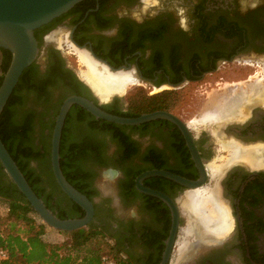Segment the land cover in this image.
Listing matches in <instances>:
<instances>
[{
	"label": "flooded vegetation",
	"instance_id": "flooded-vegetation-1",
	"mask_svg": "<svg viewBox=\"0 0 264 264\" xmlns=\"http://www.w3.org/2000/svg\"><path fill=\"white\" fill-rule=\"evenodd\" d=\"M57 31L62 36L61 42L50 38ZM33 33L38 56L30 64L31 73L35 80L41 81L50 76L52 82L43 83L41 100L52 111L38 114L36 108L30 107L34 128L14 136L26 148L40 147L35 142L39 138L37 122L40 119L54 123L58 107L68 95L84 96L105 111L124 107L116 94L99 102L92 88L72 68L62 50L66 44L91 50L112 68H134V75L151 86L176 88L197 82L218 64L244 53L264 56V0H80ZM8 52L0 48V79L8 66ZM72 87L79 92H73ZM16 91L22 100L30 92L21 87ZM210 105L209 101L204 102L201 113ZM99 119L78 104L70 105L59 141L61 172L92 201L93 218L85 227L102 230L130 262L152 264L158 253L156 238L163 231L168 235L170 209L162 199L137 190L134 182L137 174L132 176V184L131 174L158 164L162 169L196 179L198 169L183 135L172 122L162 119L171 125L161 121L145 130L132 129L156 134L160 145L143 144L128 131L131 128H122L131 140L130 145L120 141L121 136L117 138L115 131ZM189 131L205 165L215 135L209 125L202 126L196 134ZM220 131L217 136L220 139L242 145H264V105H252L243 119L226 123ZM48 132V128L42 129V134L49 135ZM48 140L50 144V135ZM46 158L45 169L49 174L39 168L40 158L22 154L18 160L53 213L69 218L83 215L84 210L59 188L49 155ZM247 167L233 163L219 180V194L226 200L233 220L228 234L213 243H195L177 264H264V165ZM112 169H118L120 176L110 178ZM207 180L208 172L203 186ZM142 183L174 200L184 190V186L162 176L147 177ZM14 189L17 190L0 165V198L17 196ZM166 237L162 240L163 248Z\"/></svg>",
	"mask_w": 264,
	"mask_h": 264
},
{
	"label": "water",
	"instance_id": "water-1",
	"mask_svg": "<svg viewBox=\"0 0 264 264\" xmlns=\"http://www.w3.org/2000/svg\"><path fill=\"white\" fill-rule=\"evenodd\" d=\"M79 1L80 0H0V48H5L10 52V60L6 70L3 72L0 82V112L23 69L30 65L38 56V45L33 33L34 29L47 23L53 17L65 12ZM74 45L77 48L84 49V47L77 46L76 44ZM87 52L94 60L104 64L111 71L128 69L124 66L112 68L101 59L95 57L91 50L88 49ZM131 69L135 71L134 68ZM83 82L86 83L85 81ZM169 86L174 87L173 85ZM108 99L100 100L98 98L99 102H104ZM74 103L85 108L96 118L121 125H137L155 119H166L175 124L183 135L191 158L198 169V178L188 179L166 169L151 168L137 174L134 180L137 190L156 196L169 206L171 224L158 262V264H168L179 229V216L181 212L178 206V197L174 200L159 190L144 186L142 181L150 176H162L179 183L184 186V190H188L202 186L207 174L206 166L203 164L192 140L188 123L173 112L167 110H154L141 113L137 116H122L103 110L93 101L81 95L71 94L62 100L54 117V123L50 132L49 161L53 177L59 188L66 196L84 210V214L80 217L59 218L53 213L32 190L0 139L1 167L17 190L24 196L31 208L47 226L56 230L71 231L88 225L93 218L92 201L66 180L59 166V141L61 130L68 108Z\"/></svg>",
	"mask_w": 264,
	"mask_h": 264
},
{
	"label": "trees",
	"instance_id": "trees-1",
	"mask_svg": "<svg viewBox=\"0 0 264 264\" xmlns=\"http://www.w3.org/2000/svg\"><path fill=\"white\" fill-rule=\"evenodd\" d=\"M9 60H10V52ZM9 63V61H8ZM7 65L5 66V69ZM32 65H29L21 72L17 84L11 92L4 108L0 112V139L5 148L9 152L12 159L15 161L19 170L24 175V178L35 192L41 198L38 191L35 189L27 174H24L23 165L18 160L22 154L28 155L29 158H40L39 168L46 172V160L49 155V140L53 122H37L38 130L41 140L40 147L26 148L22 141L18 142L14 139L15 135H24L27 131L34 128L33 112L31 110L20 112L22 100L17 95L18 88H25V90L33 92L39 99L43 97V83L51 81L50 76L45 77L43 81L35 80L31 73ZM1 82V79H0ZM73 92L78 93L77 87L70 88ZM140 97V96H139ZM173 98L172 90H162L151 95H144L137 100L128 99V106L126 108L115 107L113 110H107L110 113L122 116H137L141 113L150 112L154 110L170 111V103ZM60 102V101H59ZM18 107V108H17ZM56 112V110H55ZM19 114V117H18ZM35 117V115H34ZM105 127H109L117 137L121 136L124 143L131 145V140L123 131L122 128L142 129L145 130L150 124H157L165 122L171 125L166 120L155 119L137 125H117L113 122H107L99 119ZM33 123V124H32ZM48 128V134H42V129ZM117 137V138H118ZM37 148V149H36ZM42 151H39V150ZM154 168H160L158 164L152 165ZM148 169V168H147ZM141 170L138 169L131 174L130 183L132 184V176L138 174ZM66 176V175H65ZM66 178L71 182V178ZM79 190V186L73 185ZM14 191L18 194L13 198L3 199L6 206L5 216L0 218V245L7 251V257L0 261V264H102L100 255L103 251H111L116 256L118 264H134L130 262L119 249H116L111 239L100 229L94 227H80L71 231L58 230L63 233L65 237L60 241H46L42 238L45 234L46 228L49 227L40 219L36 212L31 208L24 196L16 189ZM45 203V202H44ZM45 205L49 207L48 203ZM59 218H69L64 214L57 215ZM82 215H79L80 217ZM8 221V222H7ZM10 223V226L5 229V223ZM166 237V231L159 234L156 238L158 246V253L152 264H158L160 260V253L163 248V239Z\"/></svg>",
	"mask_w": 264,
	"mask_h": 264
},
{
	"label": "bare ground",
	"instance_id": "bare-ground-1",
	"mask_svg": "<svg viewBox=\"0 0 264 264\" xmlns=\"http://www.w3.org/2000/svg\"><path fill=\"white\" fill-rule=\"evenodd\" d=\"M59 34L58 31L54 32L50 38L60 41ZM73 48L80 63L86 67L85 70L81 71L82 78H80L85 79L84 81L94 90L100 100L108 99L115 92L122 93L128 85L136 83V75L132 69L111 71L104 64L94 60L86 49H79L74 46ZM262 84L253 83L249 93H245L246 91L236 93L235 89L230 88L222 95H213L209 101L211 102L210 107H207L202 113L203 123L205 125L213 124L211 129L217 137L221 133V126L244 118L247 109L251 107L247 106L246 103L264 105V86ZM222 144L231 151L230 158H227L226 164L221 163L219 166L212 163L207 164L210 185L184 190L182 197H178L180 212L185 215L187 220L182 231V240L177 249L178 259L176 262L178 263L187 255L195 243L199 245L213 243L221 239L222 235H227L232 228V216L229 214L226 200H223L219 194L220 186H218L220 178L230 165L243 163L249 168L264 165V145H242L228 139L222 141Z\"/></svg>",
	"mask_w": 264,
	"mask_h": 264
},
{
	"label": "rangeland",
	"instance_id": "rangeland-1",
	"mask_svg": "<svg viewBox=\"0 0 264 264\" xmlns=\"http://www.w3.org/2000/svg\"><path fill=\"white\" fill-rule=\"evenodd\" d=\"M61 37L62 36L60 35V38ZM58 42H61V39ZM66 45L67 47L62 50H64L68 55V59L72 68L75 70L78 76L81 77V71L85 70L86 67L82 63H80L73 46L70 43ZM263 60H264V56L253 57V53L251 52L244 53L242 57L241 56L236 57L233 58L232 60H228L218 64L215 70L205 74L204 77L198 80L197 82L184 83L176 88H173L169 85H164L160 87L151 86L147 82H144L138 79L137 76H135L137 79L136 83L128 85L122 93L115 92L112 93L111 95L116 94L120 96L121 100L124 102V108H126L128 106L127 101L129 98L137 100L141 96L151 95L154 93H158L162 90L170 89L173 92V98L170 103V111L176 114L178 117H180L183 121L187 122L191 132L196 134L199 131V129L202 128V126H208L203 123L204 118L201 112H202L203 103L210 101V99L213 98V95L216 94L220 95L221 93L224 94L225 92L228 91V89H230L229 87L235 89L236 93H240V91L242 92L246 91L245 93L247 92L249 93L250 86L256 82H259L260 84L263 83L262 86H264ZM259 78L261 79L258 80ZM23 100H24L23 107L19 108V113L29 110L30 107L36 108L38 110V114L40 113L50 114L52 111V107L45 106L42 102L43 100L39 99L38 96L34 93L29 92V94H27V96L25 97V99L23 98ZM246 104L247 106L254 105L252 103L251 104L246 103ZM209 126L210 128H212L213 124H209ZM128 131L131 134L135 135L138 138V140L141 141L143 144L155 143L157 145H160L158 136L156 134L153 133L142 134L140 133L139 130H132V129H129ZM37 136L39 138H37L35 142L39 143L41 140L40 134L38 133ZM214 138L215 139L213 140L214 143L212 147V152L206 160V168H207V164L209 163L216 164V166L221 165V163L226 164L228 161L227 158H230L231 151L228 150V147H225L222 144V141H224L225 138L220 139L216 136H214ZM207 172L209 174L208 168H207ZM210 183L211 181L209 174V180H207L206 185H210ZM183 194L184 192L182 191L177 197L179 196L182 197ZM5 208L6 206L4 202L0 201V218L5 216L6 213ZM180 218L181 221L179 223V229L175 243L173 245L169 264L177 263L176 262L178 259L177 249L178 246L180 245V241L182 240V231L185 228L187 222L186 217L182 212L180 213ZM7 222L5 223L6 224L4 227L5 229H7L10 226V223ZM50 230L45 231V234L42 236L44 240L54 242V241H60L65 237L63 233L59 232L56 229L51 228ZM190 239L191 238L189 237V240Z\"/></svg>",
	"mask_w": 264,
	"mask_h": 264
},
{
	"label": "built area",
	"instance_id": "built-area-1",
	"mask_svg": "<svg viewBox=\"0 0 264 264\" xmlns=\"http://www.w3.org/2000/svg\"><path fill=\"white\" fill-rule=\"evenodd\" d=\"M6 209V208H5ZM7 257V251L4 247L0 245V261ZM100 260L102 264H118L116 256L111 251H103L100 255Z\"/></svg>",
	"mask_w": 264,
	"mask_h": 264
},
{
	"label": "clouds",
	"instance_id": "clouds-1",
	"mask_svg": "<svg viewBox=\"0 0 264 264\" xmlns=\"http://www.w3.org/2000/svg\"><path fill=\"white\" fill-rule=\"evenodd\" d=\"M120 176V171L118 169H112L110 173V178L115 179Z\"/></svg>",
	"mask_w": 264,
	"mask_h": 264
},
{
	"label": "crops",
	"instance_id": "crops-1",
	"mask_svg": "<svg viewBox=\"0 0 264 264\" xmlns=\"http://www.w3.org/2000/svg\"><path fill=\"white\" fill-rule=\"evenodd\" d=\"M50 229H51V228L48 227V228H46V231H49ZM50 231H51V230H50Z\"/></svg>",
	"mask_w": 264,
	"mask_h": 264
}]
</instances>
